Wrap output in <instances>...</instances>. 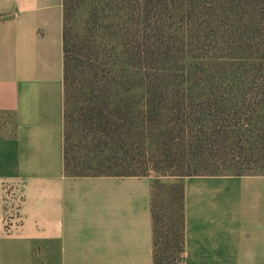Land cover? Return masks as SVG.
<instances>
[{
  "label": "trees",
  "instance_id": "trees-1",
  "mask_svg": "<svg viewBox=\"0 0 264 264\" xmlns=\"http://www.w3.org/2000/svg\"><path fill=\"white\" fill-rule=\"evenodd\" d=\"M62 38L66 173L165 176L154 264H180L183 180L264 177V0H63Z\"/></svg>",
  "mask_w": 264,
  "mask_h": 264
},
{
  "label": "crops",
  "instance_id": "crops-1",
  "mask_svg": "<svg viewBox=\"0 0 264 264\" xmlns=\"http://www.w3.org/2000/svg\"><path fill=\"white\" fill-rule=\"evenodd\" d=\"M62 34L63 0H0V264H154L153 178L65 171ZM183 185L187 264H264V177Z\"/></svg>",
  "mask_w": 264,
  "mask_h": 264
},
{
  "label": "rangeland",
  "instance_id": "rangeland-1",
  "mask_svg": "<svg viewBox=\"0 0 264 264\" xmlns=\"http://www.w3.org/2000/svg\"><path fill=\"white\" fill-rule=\"evenodd\" d=\"M111 175H115L114 173H111ZM149 175L153 178V180H155L157 177L160 178V180L162 182H166L169 181L165 176L158 174L157 172L150 170L149 171Z\"/></svg>",
  "mask_w": 264,
  "mask_h": 264
},
{
  "label": "built area",
  "instance_id": "built-area-1",
  "mask_svg": "<svg viewBox=\"0 0 264 264\" xmlns=\"http://www.w3.org/2000/svg\"><path fill=\"white\" fill-rule=\"evenodd\" d=\"M10 218H11V217H10L9 213L6 211V213H5V218H4V220H5V222H6V225L8 224ZM180 264H187V263H186V257H185L184 254H183V256H182V259L180 260Z\"/></svg>",
  "mask_w": 264,
  "mask_h": 264
}]
</instances>
